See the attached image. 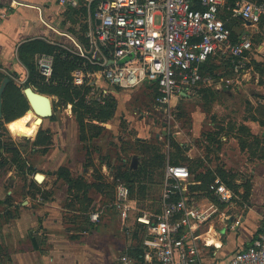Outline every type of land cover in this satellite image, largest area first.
Returning <instances> with one entry per match:
<instances>
[{
	"label": "rangeland",
	"instance_id": "374dc122",
	"mask_svg": "<svg viewBox=\"0 0 264 264\" xmlns=\"http://www.w3.org/2000/svg\"><path fill=\"white\" fill-rule=\"evenodd\" d=\"M73 11L77 12L72 13ZM80 12L83 11L71 10V14L76 16L82 26L81 38L89 49V27ZM73 25L70 22L65 27L71 28ZM76 26L74 25V28ZM236 28L239 30L244 28L252 38L256 49L251 54V60L253 58L256 61H264V23L258 25V30L245 24ZM261 41L263 43L259 44ZM63 53L64 49L61 53L63 58H59L67 59L74 67L69 63L73 67L69 70V75L61 76L55 73L54 80L50 82L45 81L38 73L37 54L32 58L36 66V74L32 78L20 58L16 64L18 68L12 78L22 92L28 85L39 92H42V88L48 89L47 93H42L48 94L52 99L53 115L42 118L41 121L38 119L40 122L38 131L42 129L45 132L42 135L45 137L44 143L50 138L53 140L49 152L42 148L33 150L35 147L33 141L37 139L38 134L33 137L19 136L11 124L9 126V122H6L13 141L21 149L26 150L24 155L26 172L16 171L20 169L16 163L13 165L12 176L8 178V169L11 166L0 167L1 181L5 183L4 199L0 200V223L1 217L9 212L8 208L16 199L21 202V199L27 200L31 197L34 201L41 197L44 201H50L56 200L57 197L61 201L62 196L61 203L64 208L69 210L75 208L79 212L65 214V223L69 231H96L88 224L90 223L88 219L91 213L97 211L100 212V219L97 221L100 225L99 231H122L123 223L113 207L117 185L128 184L131 181L134 209L127 224L132 225L138 213L160 210L163 177L169 161L188 166L194 179L196 175L201 177L203 184L195 185L194 188L199 193L196 195L197 201L214 202L218 206V211L206 225L207 229L225 223L224 219L222 220L224 217L222 212L229 211L234 214L236 206L248 208L252 199L253 179L256 184L255 199L264 201V62L260 64L255 62L250 66L248 62L246 71L240 72L233 71L225 62H220L217 70L219 73L214 75L210 84L199 86L185 98L179 97L167 109L158 106L155 89L148 83L132 88L108 85L99 78V65L91 62L92 54L89 53L86 57L81 53L68 56H64ZM79 68L84 69L85 77L83 82L77 84L75 73ZM58 69L60 70L59 67ZM28 80L34 81L35 85L27 84ZM99 85L107 87L110 91L104 99H98L96 96L98 92L96 88H99ZM62 87H71L73 88L71 90L77 88L81 91L79 95H74L76 97L73 99L61 91ZM81 101L83 105L92 109L84 115L86 139L76 146L77 154L74 153L75 146L68 147L67 153L71 157L62 158L60 163L52 152L56 151L57 145L61 143L69 146V141L74 145L76 137L71 133L72 130H69L64 139L57 138L56 142L52 125L55 122L59 125L69 124L74 121L73 119L77 123L76 116L82 110L85 112V109L80 107ZM112 103L114 110L111 116L104 122L100 121L105 111L110 110ZM24 107H27V111L31 109L29 101L25 102ZM0 133H4L8 138V134L1 126ZM83 145L88 152L83 149L85 161L81 162V152L78 150L80 148L82 151ZM223 152L231 159L230 164L225 162L227 159L222 156ZM134 154L140 155V165L136 170L138 172L133 173L130 180L124 171L129 170ZM148 158H153V164L146 169ZM102 161L107 162L109 166L104 165ZM225 165L232 166L226 168ZM140 166L143 167L142 170ZM221 169H224L225 173L221 172ZM37 173L45 174L47 178L43 182H38L35 178ZM216 175L224 176L226 179L224 180L236 195L229 204L219 203L207 191L208 188L206 189L212 177ZM55 178L56 185L47 188ZM68 179L74 186L62 188ZM13 181L15 183H12ZM83 183L93 185L94 188L88 191ZM11 212L13 213V209ZM243 227L239 226L240 229ZM127 231H131L132 239L137 236L131 227ZM119 255H122V251ZM116 264L124 263L118 260Z\"/></svg>",
	"mask_w": 264,
	"mask_h": 264
},
{
	"label": "built area",
	"instance_id": "2783aa9c",
	"mask_svg": "<svg viewBox=\"0 0 264 264\" xmlns=\"http://www.w3.org/2000/svg\"><path fill=\"white\" fill-rule=\"evenodd\" d=\"M59 3L94 7L88 32L91 50L82 48L77 53L58 45L53 53H38L37 70L47 82L55 78L57 53L63 49L64 56L81 53L88 57L90 53L91 62L99 65V78L105 83L124 88L142 83L155 85L158 106L169 109L179 97L211 83L214 73L203 71L209 60L228 63L236 72L246 71L256 49L247 33L233 41L232 29L220 16L225 0H59ZM22 4L23 0L10 3ZM231 11L233 17L258 30L264 18V2L238 0ZM42 19L47 22L43 9ZM96 19L101 22L96 23ZM84 77V69H77V84ZM96 90L98 99L110 93L105 86L99 85ZM200 183L188 166L169 161L164 172L160 210L138 213L132 225L127 224L134 209L130 187L125 183L117 185L113 207L124 230L131 227L144 235L142 263L132 255H123L124 264H204L202 231H210L206 225L218 206L214 202L197 201L199 193L193 186ZM207 188L221 204H229L236 197L219 175ZM222 214L225 222L232 221V228L244 218L243 214L236 216L228 211ZM90 218L97 222L100 212L91 213ZM228 264H264V230L245 249L233 253Z\"/></svg>",
	"mask_w": 264,
	"mask_h": 264
},
{
	"label": "crops",
	"instance_id": "0c3cea01",
	"mask_svg": "<svg viewBox=\"0 0 264 264\" xmlns=\"http://www.w3.org/2000/svg\"><path fill=\"white\" fill-rule=\"evenodd\" d=\"M23 1L24 4L13 6L10 5L11 0H0V71L9 74L11 77L15 75L18 68L16 64L19 62L18 47L21 43L30 39L42 38L57 47L60 45L77 53L82 48L88 49L81 38L83 31H81L80 22L76 19V16L69 19L65 15V11L68 8L70 10H82L83 12L80 13L86 19L90 30V19L94 7L89 8L85 5L78 7L63 6L59 3V0ZM42 9L47 17V22L42 19ZM64 20H66V23H64ZM70 22L77 26L75 28L74 25L71 28L65 27ZM90 47L91 45H89V50H91ZM92 51L93 54L96 53L94 49ZM36 119L34 117L30 122V124L36 125L31 137L41 130L37 132L40 126L38 119L40 121L41 119ZM73 120V122L65 125H59L58 122H55L52 125L54 128L50 125L54 130V140L56 142L59 138L64 139L69 130H72L71 133L76 137L74 145H71L69 141V146L63 143L57 145V150L52 152V155L57 156L58 162L62 158L65 159L66 156H70L67 153L68 147L73 146L74 148L75 146L74 153L77 154L76 146L84 142L80 137L79 126L75 119ZM35 121L39 123L36 124ZM10 124L11 122L9 126ZM52 140L53 138H50L49 144H34L33 141L35 146L33 150L42 148L45 152H49ZM233 146H235L234 143ZM83 149H85L84 145L82 151L80 148L78 150L81 152V162L85 161V155H82ZM85 150L87 151V149ZM22 152L25 155L26 150L22 149ZM221 154L227 159L225 162L230 164L231 159L229 156L225 152ZM104 165L108 166L107 164ZM228 166L232 165H225L226 168ZM84 170L86 173L87 168L85 167ZM8 171V178H10L14 167H9ZM44 176L45 180L47 176L45 174ZM56 178L52 180L53 182L47 188L50 189L56 185ZM65 182L66 184L62 188H70V183ZM252 182V199L248 208L236 206L237 210L234 211L236 216L238 214L244 215L240 224L244 226L242 229L239 228L240 225L232 228L230 226L232 221L229 220V222L224 221L225 223L220 226H213L208 229L210 231H202L204 264H228L233 253L245 249L252 239L264 230V201L255 199L256 184L254 179ZM12 183H15V181ZM91 188H94L93 185H89L87 190L89 191ZM4 190L5 183L1 181L0 176V200L4 199ZM62 200V196L61 201L57 197L56 200L50 201H44L41 197L32 201L31 197H28L27 200L21 199V202H19L16 199L13 202L8 208L7 217L6 215L1 217L0 264H116L123 255H131L130 252L136 241L135 238L132 239L131 231L124 230L123 224L122 231H99L100 225L90 218V223L94 225L93 228L96 231H69L65 223V214L71 215V212L73 214L79 212L75 208L70 209L71 211L64 208L61 203ZM12 209L13 213L11 212ZM228 213L231 214L229 211ZM121 251L122 255L120 256Z\"/></svg>",
	"mask_w": 264,
	"mask_h": 264
},
{
	"label": "trees",
	"instance_id": "16d2710c",
	"mask_svg": "<svg viewBox=\"0 0 264 264\" xmlns=\"http://www.w3.org/2000/svg\"><path fill=\"white\" fill-rule=\"evenodd\" d=\"M237 1L238 0H225L224 8H223V10H222V12L220 14L222 20L226 23V25L228 27H230L232 29V39H233V41L239 40L241 35L246 33L244 28L241 29V30L236 28L238 25H242V24L244 25L245 21L243 19L239 18V17H233L232 16L231 9H232V7L235 5V3ZM259 2H264V0H259ZM71 10H70V8H68L65 11V15H67L69 19H73L72 18L73 14H71ZM76 12L77 11H73L72 13H76ZM64 23H66V20H64ZM261 23H264V18L262 19V21L259 24H261ZM237 30H239V31H237ZM261 43H263V42L262 41L259 42V44H261ZM57 49H58V47L56 45H54V44H52V43H50V42H48V41H46L45 39H42V38L30 39V40H27V41H25V42H23V43H21L19 45V47H18V55H19L20 60L26 65V67H27V69H28V71L30 73V78L34 77L35 74H36V66H35L34 62L32 61V58L34 57V55L38 54V53H42V52L53 53ZM59 57H62L61 53H57L56 57H55V73L56 74H60L61 76H67V75H69V70L72 69L74 67V65L72 64V62L70 63V61H67V59L66 60L65 59L62 60ZM255 62L260 64L261 62H264V61H256V59L252 58V60L250 61L249 66L252 63H255ZM69 63L72 64L73 67ZM226 65H229V64L226 63ZM58 67L60 68V70L58 69ZM218 68H219V64L218 63H216V62H214L212 60H209L203 66V71L204 72L214 73V75H218V73H219L217 71ZM6 77H9L10 80L7 83V85H6L5 89H4V92H3V105H2V115H0V126L2 127L4 132H6V134H8L7 135L8 138L4 136V133H0V167L3 168V167H6L7 165L13 166L14 164L17 163L19 168H20L17 171L18 172L19 171L26 172V168H25L26 167V161H25V158H24V153L22 152V149L19 147V145H17L13 141L12 136L10 135V132H9L7 126H6V122L7 123L8 122L9 123L13 122L14 120L19 119V118L25 116L28 113V112H26L27 111V107H24L25 102L28 101V99H27V97H26V95L24 93V90L22 92L20 86H18L16 84L14 79L9 74H7L5 72H2V71H0V85L3 82L4 78H6ZM30 83L34 84V81L28 80L27 84H30ZM28 86H30V85H28ZM151 86L155 89V96H156L157 88H156L155 85H151ZM61 89H63V90H61ZM61 89L60 90L64 91L63 93L67 97H69V98L71 97L73 99H74V97L79 95L80 91H81V90H79L77 88H75L74 90H71V89H73L71 87H69V88L68 87H62ZM39 90H41V89H39ZM46 90H48V89L47 88H42L41 91L42 92H46ZM13 91H14L15 94L13 93ZM49 91H51V90L49 89ZM54 91H57V90H54ZM74 95H76V96H74ZM182 98H185V96H182ZM9 102H15V103H11L10 104ZM113 105L114 104L112 103L110 105L111 108L108 107L110 110L109 111H105V113L103 114L104 117H101L100 121L104 122V121H106V119H108L107 117L111 116L112 111L114 110V106ZM81 106L85 109V112H84V110H82L76 116V121H77L78 126H79V132H80L81 140L85 141L86 136H85V133H84V130H85L84 121L86 119H85L84 115L87 112H90L92 109L90 107L86 106V105H83V101H81V103H80V107ZM25 112H26V114H25ZM38 129H37V131H38ZM43 133H45V132H43V130L41 129L39 131V133H38L37 139L34 141V144H41V143L45 142L44 141L45 137L42 136ZM49 143H50V139L46 141V144H49ZM134 155H137L138 158H139V161H140V155L139 154H134ZM173 162L174 163H179V162H176V161H173ZM103 163L107 164L109 166V164L107 162H103ZM152 164H153V158H148L147 161H146V169L150 168L152 166ZM139 165H140V162H139ZM138 168H139V166H138ZM138 168L132 169L131 165H130L129 170L126 169V171H124V174L127 177L129 176L128 179L132 180V175H133V173L136 174L138 172V171L136 172V170H138ZM140 169L142 170L143 167L140 166ZM221 172L225 173V170L221 169ZM214 177H212L210 182L214 179ZM222 178L225 179L224 176ZM195 180L196 181H200L201 182L200 185L203 184V180L201 179L200 176L196 175ZM68 182H71V180L68 179ZM80 183H81V181H80ZM127 185L130 187L131 186V181H129ZM70 186H74V185L70 184ZM83 186L87 190L89 184L88 183L87 184L83 183ZM207 187H208V185L206 186V189H207ZM193 188H196V187L193 186ZM130 190H131V188H130ZM88 221H89V219H88ZM88 224L91 227H94V225H92L91 223H88ZM134 231H135L134 233H137V236L134 237L136 242H135L134 248L132 249L130 254L133 257H135L137 259V261L142 263V258H141V254L143 252L142 239H143L144 235H142V233L140 231H138L137 229H135Z\"/></svg>",
	"mask_w": 264,
	"mask_h": 264
},
{
	"label": "water",
	"instance_id": "95a60500",
	"mask_svg": "<svg viewBox=\"0 0 264 264\" xmlns=\"http://www.w3.org/2000/svg\"><path fill=\"white\" fill-rule=\"evenodd\" d=\"M100 22V19H96V23L99 24ZM248 24H250L249 21ZM9 80V77L4 78L3 82L0 85V115H2L3 92ZM24 93L31 105V109L34 111L35 116H37V119L47 118L53 115V105L50 96L35 90L32 86L25 87ZM139 162L140 161L138 156L134 155L131 163V168H138ZM35 178L37 181L42 182L45 176L42 173H37Z\"/></svg>",
	"mask_w": 264,
	"mask_h": 264
},
{
	"label": "bare ground",
	"instance_id": "6f19581e",
	"mask_svg": "<svg viewBox=\"0 0 264 264\" xmlns=\"http://www.w3.org/2000/svg\"><path fill=\"white\" fill-rule=\"evenodd\" d=\"M34 117H36L34 111L29 110L25 116L11 122V127L17 135L31 137L36 127L35 124L30 125Z\"/></svg>",
	"mask_w": 264,
	"mask_h": 264
}]
</instances>
